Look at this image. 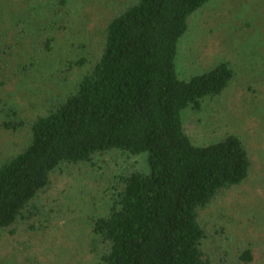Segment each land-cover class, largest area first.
<instances>
[{
	"label": "rangeland",
	"instance_id": "374dc122",
	"mask_svg": "<svg viewBox=\"0 0 264 264\" xmlns=\"http://www.w3.org/2000/svg\"><path fill=\"white\" fill-rule=\"evenodd\" d=\"M137 0H0V166L30 142L32 123L71 94L98 60L107 24ZM226 63L220 97L182 113L197 146L235 135L250 169L198 214L210 264H264V0H209L188 21L175 67L189 80ZM5 124L10 125L8 129ZM147 172L145 156L111 152L61 164L12 228L0 230V264H102L91 220L107 215L121 179Z\"/></svg>",
	"mask_w": 264,
	"mask_h": 264
},
{
	"label": "trees",
	"instance_id": "16d2710c",
	"mask_svg": "<svg viewBox=\"0 0 264 264\" xmlns=\"http://www.w3.org/2000/svg\"><path fill=\"white\" fill-rule=\"evenodd\" d=\"M208 2L137 0L107 24L76 92L38 117L27 147L0 166V230L30 212L61 164L114 151L144 155L147 172L123 177L107 215L91 220L107 247L102 264H210L198 214L247 180L250 159L235 135L197 146L183 127L184 111L220 97L233 78L223 62L189 80L176 71L188 21ZM240 260L252 264L251 252Z\"/></svg>",
	"mask_w": 264,
	"mask_h": 264
}]
</instances>
